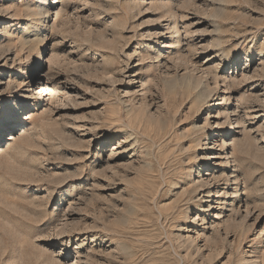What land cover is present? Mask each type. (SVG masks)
Here are the masks:
<instances>
[{"label":"rangeland","instance_id":"1","mask_svg":"<svg viewBox=\"0 0 264 264\" xmlns=\"http://www.w3.org/2000/svg\"><path fill=\"white\" fill-rule=\"evenodd\" d=\"M53 2L0 0V264H264V0Z\"/></svg>","mask_w":264,"mask_h":264},{"label":"bare ground","instance_id":"2","mask_svg":"<svg viewBox=\"0 0 264 264\" xmlns=\"http://www.w3.org/2000/svg\"><path fill=\"white\" fill-rule=\"evenodd\" d=\"M51 0H45V4H43V7H41V9H40V12H39V14L44 18V17H49L50 16V6L54 3L53 1L54 0H52L51 2H50ZM49 2V3H48ZM40 8V7H39ZM178 32V31H177ZM179 33V32H178ZM170 35H172V37L171 38H175L176 37V35H174V34H170ZM172 43V42H171ZM170 43V44H171ZM174 44V43H173ZM174 45H172V47H173ZM42 65V59L40 58L39 59V61H38V64H37V66L36 67H40ZM78 81V80H77ZM197 81V80H196ZM76 82V81H75ZM190 85L189 86H191V89L192 90H194V91H196V94H197V99H198V102H201L202 104H208L209 106H211V108H212V106H214L216 103H215V101H209V99L210 98H212V93L209 91V89L205 86V84H203V81H201V80H198L197 82H193L192 80L190 81L189 79H188V81H187ZM78 83V82H77ZM185 83V82H184ZM194 91H193V93H194ZM40 93H41V91H40ZM39 92H38V94H40ZM192 94V93H191ZM39 104V101H37L36 103H32V104H27V106H28V111H31V110H35L36 108H37V105ZM196 108H197V110L198 111H200V110H202L203 108H204V105H201V106H196ZM220 116V115H219ZM210 117H218V115H216V111H213V112H211L210 113ZM217 121V120H216ZM195 124V123H194ZM193 124V125H194ZM198 126V125H197ZM219 127H221L222 128V123H219ZM197 128V127H196ZM232 128H233V126H232ZM234 130H236V129H234ZM214 134H217V132L215 131V132H213ZM128 132H125V135H126V137L125 138H131L130 136H132L131 134H129ZM222 135V134H221ZM11 137H10V139H12V140H14V139H16V137H15V135L13 136V134H11L10 135ZM219 136H220V134H218V138H219ZM222 137V136H221ZM216 138V137H215ZM233 138V137H232ZM107 139H110V140H112L113 139V137H109V138H107ZM106 139V140H107ZM105 140V141H106ZM124 140V139H123ZM127 140V139H126ZM125 140V141H126ZM187 140V139H186ZM188 141V140H187ZM215 142V141H214ZM225 142H226V140H225ZM225 142H224V144H225ZM133 143H135V142H133ZM187 143V142H186ZM202 143V142H201ZM136 144V143H135ZM231 144V143H230ZM200 145L201 144H199V147H200ZM203 145V144H202ZM222 145V144H221ZM226 145V144H225ZM231 145H235V143H233L232 142V144ZM219 146V145H218ZM229 146V145H228ZM204 147V146H203ZM3 151H5V149H4V146H2V145H0V153H2ZM188 151V150H187ZM208 156H210V155H208ZM210 162V161H209ZM190 173V172H189ZM234 176H236V175H234ZM235 178V177H234ZM178 180V179H177ZM180 180V179H179ZM187 180V179H186ZM217 181V180H216ZM219 181V180H218ZM178 183V182H177ZM210 192V191H209ZM212 192V191H211ZM206 193V192H205ZM209 195V194H208ZM204 196V195H203ZM202 196V197H203ZM201 199V198H200ZM199 199V200H200ZM202 201V200H201ZM200 202V201H199ZM200 233V232H199ZM198 233V234H199Z\"/></svg>","mask_w":264,"mask_h":264}]
</instances>
